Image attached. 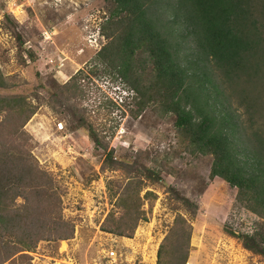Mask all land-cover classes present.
I'll return each mask as SVG.
<instances>
[{
    "label": "rangeland",
    "instance_id": "374dc122",
    "mask_svg": "<svg viewBox=\"0 0 264 264\" xmlns=\"http://www.w3.org/2000/svg\"><path fill=\"white\" fill-rule=\"evenodd\" d=\"M110 7L105 0H0V69L14 87L0 95L40 101L42 106L26 130L34 139L38 162L61 185L64 216L75 226L70 240L40 243L31 253V264H157L158 251L179 216L193 227L185 264H264L262 255L246 249L241 239L225 230L253 233L263 220L237 202L236 189L220 178L210 179L213 158L187 151L174 118L157 105L138 119L128 112L122 117L131 92L96 60L107 41L100 27ZM184 54L193 61L197 58L193 44ZM79 72L84 76L83 93L65 105V84ZM211 75L228 97L227 110L241 136L251 146L257 139L264 141V109L252 114L250 102L242 103L219 71ZM248 93L250 99L262 98L259 106H263L264 70ZM109 101L118 107L114 113ZM69 103L78 105L104 131L102 138L115 130V136L104 141L109 143L107 151H116L117 168L110 170L104 164L106 152L97 150L89 132L77 127ZM148 169L160 175V180L147 178ZM134 178L144 182L142 195L151 191L156 196L144 206L148 222L140 223L132 239L104 232L102 226L115 208L111 194L122 193ZM178 197L197 204L198 211L185 207Z\"/></svg>",
    "mask_w": 264,
    "mask_h": 264
},
{
    "label": "trees",
    "instance_id": "16d2710c",
    "mask_svg": "<svg viewBox=\"0 0 264 264\" xmlns=\"http://www.w3.org/2000/svg\"><path fill=\"white\" fill-rule=\"evenodd\" d=\"M105 1L111 7L100 33L107 41L96 60L131 92L122 117L128 112L138 119L151 105L172 116L187 151L213 158L210 179L220 178L236 189L237 202L263 220L253 233L225 230L241 239L246 249L264 257V141L257 139L251 146L241 136L227 110L228 97L218 90L211 75L219 71L241 102H250L252 114L264 109L263 102L259 106L262 98L250 99L248 93L264 70V0ZM188 43L194 45V61L184 54ZM200 63L205 67L200 68ZM10 79L0 69V91H13ZM83 80L79 72L65 84L63 104L80 97ZM34 103L22 95H0V264L14 260L31 264V253L40 243L67 241L75 234L73 222L64 216L61 185L33 154L35 143L26 126L42 106L40 101ZM109 103L114 113L118 107ZM67 107L77 127L89 132L95 148L106 152L107 168H117L116 151H107L109 143L104 141L111 140L115 130L102 138L104 131L78 105ZM147 175L160 180L152 169ZM144 190V182L134 178L122 193L111 194L115 208L102 230L132 239L140 223L148 222L145 203L156 198L151 191L142 195ZM178 199L198 211V205L188 198ZM192 228L184 217H178L158 251L157 264L188 261Z\"/></svg>",
    "mask_w": 264,
    "mask_h": 264
}]
</instances>
